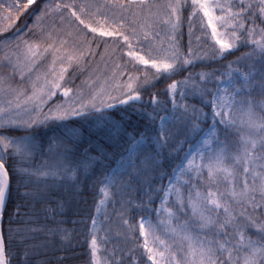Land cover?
Returning a JSON list of instances; mask_svg holds the SVG:
<instances>
[{
    "label": "snow or ice",
    "instance_id": "snow-or-ice-1",
    "mask_svg": "<svg viewBox=\"0 0 264 264\" xmlns=\"http://www.w3.org/2000/svg\"><path fill=\"white\" fill-rule=\"evenodd\" d=\"M106 8L118 9L119 13L109 16ZM50 18L49 26L45 21ZM21 20L24 22L17 26ZM185 22L189 37L198 29L202 36L197 41H210L203 53L193 50L191 40L187 52H180L176 36ZM73 25L74 32L67 34L76 39L69 47L60 35ZM261 25L264 0H116L104 5L87 0H12L7 6L0 3V50H8L0 58V69L10 70L0 71V264H68L74 259L75 231L62 227L65 221L56 217L65 215L66 205L89 187L95 174L89 170L101 166L102 179L98 183L103 185L100 191L104 199L99 205H103L110 190L120 192L131 187L150 168L158 169L162 159L171 163V174H164L168 175V185L161 189V208L153 211L167 214L174 239L168 244L154 236L150 223L146 229L145 218L141 217L139 234L144 238L145 264H264ZM161 27L167 29V48L162 41L159 45L152 43ZM96 34L122 39L128 51L121 56L130 58L133 69L142 65L149 70L142 76L132 70L121 73L127 75V80L116 82L111 89L94 90L90 84L87 91L65 87L70 69L85 71L87 58L95 55L92 44L96 43ZM141 36L150 44L147 50L134 48L133 42L139 44ZM239 46H250L252 50L229 63L228 71L189 73L183 80H172L167 85L168 99L160 100L159 94L153 93L143 100L142 93L154 86L150 81L171 78L197 62L226 59ZM48 55L52 56L51 65L32 80ZM244 61L253 62L247 72L232 68V64ZM17 75L21 81L27 76L30 87H13ZM113 79L116 80L115 73ZM177 92L181 99L188 94L198 98L209 111L195 104L178 105ZM58 93L63 101L48 107ZM254 94L262 98L257 100ZM114 111L119 113V119L111 115ZM132 114L144 121L143 131H127L125 122ZM17 132L23 135L13 134ZM49 132L53 135L49 136ZM117 132L127 137L130 146L121 153L118 166L112 168L105 163L109 153L92 137L105 133V138L111 139ZM237 135V140L229 139ZM180 136L184 139L179 140ZM93 151L99 155H91ZM37 156L45 158L42 164L20 167L14 173L19 178L17 187L25 189L20 195L32 202V209L24 214L27 219L18 222L14 217L21 216V205L14 213L8 212L12 184L4 158L28 162ZM178 184L189 189L187 196ZM197 184L206 191L202 192ZM152 191L151 187L144 191L149 204L153 202ZM172 194L175 212L165 207ZM36 205H40L39 211ZM139 208L148 210L143 198ZM185 209L191 211V216ZM177 213L186 219L172 227L173 218L179 221ZM41 216L45 222H41ZM49 219L51 225L46 222ZM18 223L20 226L13 227ZM92 228L91 264H100L95 218ZM150 235L153 247H149Z\"/></svg>",
    "mask_w": 264,
    "mask_h": 264
},
{
    "label": "trees",
    "instance_id": "trees-1",
    "mask_svg": "<svg viewBox=\"0 0 264 264\" xmlns=\"http://www.w3.org/2000/svg\"><path fill=\"white\" fill-rule=\"evenodd\" d=\"M11 2L12 0H0V3H3L5 6ZM61 2L72 3L73 0H61ZM75 2L82 3L84 0H75ZM87 2L104 5L105 3H115L116 0H87ZM150 2H153V0H150ZM154 2L163 3L164 0H154ZM104 11L107 12L109 16H111L113 12L119 13L118 9L106 8ZM65 15L67 14L65 13ZM55 19L58 21L59 17L57 16ZM130 20L131 17H129V21ZM23 22V20L19 21L17 26ZM28 23H31V21L29 20ZM45 23L50 26L52 24V19L50 18L46 20ZM257 24L259 25V21H257ZM137 28L139 29L138 24ZM74 29L75 25H73L71 28L66 27L64 30H62L60 35L61 39H66L68 41L69 47L72 46L76 38L74 35H68L67 33L74 32ZM13 31H15V29H13ZM166 33L167 29L161 27L159 29V36L153 38L152 43L159 45L162 41L163 47L167 48L168 37ZM198 36H202V33L197 29L194 31L193 35L189 37L187 23L185 22L176 36L180 52L182 54L187 52L190 40L191 47L194 51L203 53L204 49L209 48L210 41L205 42L203 38L200 41H197L196 38ZM24 38L32 39V37ZM93 38L94 37L89 36V39ZM133 45L135 49L144 48L147 50L150 47L148 42L143 41L142 36L141 42L137 44L134 41ZM92 49L95 55L89 56L87 58L85 64L86 70L78 71L75 69H70L71 74L66 76L68 81L66 84L72 87L74 90L81 89L83 91H87L89 83L92 84V88L94 90H97L99 85H102V82H105V84H111V86H113L116 82H124L127 80V75H121V73H126L129 70H132L142 76L144 71L149 70L142 65L136 69H133L132 63L129 62L130 58L127 55L121 56V53H126L128 51V47L127 45H124L122 39L116 37H99V35L96 34V43L92 44ZM251 50L252 49L250 46H239V50H234L233 54L227 56L226 59L219 60L218 62L214 63H209L206 61L205 63L201 64L197 62L195 66L188 67L187 71L178 73L171 78H161L159 81L152 80L150 83L154 86L149 87L147 91L142 93L143 100H148L150 94L153 93H158V98L160 100L168 99V96L166 95L167 85L171 83L172 80H183L189 73L226 70L229 63L236 61L238 58L244 56L246 53H249ZM252 63V61H244L240 64H232V66L236 65L238 69L247 72L248 66H250ZM117 65H121V67H117ZM125 65L126 67H124ZM114 73L116 74V80L113 79ZM208 87H213V85H208ZM114 94L116 93L113 92V95ZM255 96L259 95L257 94ZM58 100H60V96L57 95L53 101ZM184 101L185 104H195L198 108H203V110L207 109L199 103L198 98H193L191 94L186 95L184 97ZM139 106V103H137L136 107ZM168 107L171 108V103L168 104ZM121 111H123V107H121ZM149 111H151L150 108ZM130 112L131 110H129V113ZM111 115L114 119H119V113L114 111L111 113ZM176 123L178 125L179 121H176ZM143 124L144 121L135 114H132L131 119L125 122L128 132H133L134 129L136 131H143ZM13 134L23 135V133L20 132ZM48 135L51 136L53 133L49 132ZM92 139L96 141L103 150L109 153V158L105 161V163L109 164L112 168H114L120 160L121 153L124 151V149L130 146L127 137L124 136L122 132L115 133L111 139L105 138V133H98L94 135ZM183 139V136L179 137V140ZM229 139L233 141L237 140L238 135L230 136ZM176 146L178 147L179 144L177 143ZM187 146V144L183 145L185 149ZM91 155L97 156L99 155V152L93 151L91 152ZM180 155L182 156L183 152H181ZM4 159L5 167L9 171L10 182L12 184V198L9 202L8 212L14 213L16 211V206L21 205L19 209L21 216L14 218L18 222H22L27 219L24 214L28 213L32 209V202L26 201L20 195V193L25 191V189L23 186H20L19 188L17 187L19 178L15 176V170L20 167H29V165L33 167L37 166L42 164L45 158L37 156L28 162H22L19 158L13 159L10 157H5ZM89 171H94L95 173L92 179L89 181V187L83 191L82 195L78 196L74 201H71L68 205H66L64 209L65 215L56 217V219L65 221L62 227L75 231V239L73 240V244L75 246L74 259L68 262V264H91L89 241L92 234V219L97 206L99 190L102 185L98 183V180L102 179V170L100 165H95L94 168L90 169ZM165 173L168 175L171 174V163L162 159L158 169L150 168L149 171L142 175L138 182H134L131 187L123 188L120 190V192L110 190V196L107 199V204L99 215V224L96 231V235L98 236L99 255L106 262V264H118V262L119 264H145L146 256L143 250L142 240L139 235L137 222L139 218L148 214V212L153 213V210L159 203L158 201L163 193L161 189L165 186L168 180V175H164ZM161 176H163V179H161ZM193 183H196V181L194 180ZM149 187L154 190L150 193L153 201L150 204L148 203V197L144 196V191L148 190ZM197 187L200 188L202 192L206 191V189L200 187L199 184H197ZM142 198L145 202L146 208L148 209L147 211H141L139 208ZM128 201H131L130 205L127 204ZM170 206L175 212V204L171 203ZM125 207L127 208L126 211L124 210ZM35 208L37 211H39L40 205H36ZM132 209L136 210L133 211ZM177 214L179 215L181 221L186 219L184 215L179 213ZM188 215L191 216L189 212ZM7 220L8 216L6 214L4 217L5 229L8 227ZM124 221H127V223ZM41 222H45L43 221L42 216ZM46 222L50 225L52 224L51 219ZM17 226H20V224L18 223L13 225V227ZM252 231L254 232L255 229ZM248 234L252 235L251 232ZM253 238L255 239L256 237ZM56 254L62 255L63 253Z\"/></svg>",
    "mask_w": 264,
    "mask_h": 264
},
{
    "label": "rangeland",
    "instance_id": "rangeland-1",
    "mask_svg": "<svg viewBox=\"0 0 264 264\" xmlns=\"http://www.w3.org/2000/svg\"><path fill=\"white\" fill-rule=\"evenodd\" d=\"M217 14H219V13H217ZM7 51L8 50H6V49L5 50H0V58H3V56L5 55V53ZM51 62H52V56L48 55L47 58L44 60V62L39 66L37 71L35 73H33L31 79L35 80L36 75L37 74H42L45 71V69L48 68L51 65ZM57 68H59V65H57ZM232 68L233 69H237V66L234 65V66H232ZM0 71L8 72L10 70H8V69H0ZM226 71H228V69L223 70V72H226ZM241 71H243V70H241ZM243 72H245V71H243ZM89 84L92 86L91 83H89ZM89 84H88V86H89ZM101 84L102 85H99L97 90L99 88H101V87H105V88H108V89H111V87H112L111 84H105V82H102ZM12 86L13 87H20V88H29L30 87V80L26 76L25 79L23 81H21L19 75H17V76L14 77V79L12 81ZM64 86L65 87H70L67 84H65ZM255 95H257V94H254V97L257 100L262 98L260 96H255ZM58 96H60V100H58V101H53L52 100L48 107H51L54 104L60 103V102L63 101L64 98L59 93H58ZM176 103L178 105L185 104L184 98L181 99V97L179 95V92H177V94H176ZM48 107L44 108V112L48 111ZM204 111L207 112V111H209V109H205ZM221 139H223L222 136H221ZM187 147H186V149H187ZM117 166H118V163L116 164V166L114 168H116ZM183 179L187 180L188 177H184ZM193 182H194V179H193ZM167 185H168V180H167V182H166L164 187H167ZM101 187H103V185H101ZM101 187H100V189H101ZM177 187H180L182 192L185 194V196H187V193H188V190H189L187 187H185L183 184H178ZM163 195H164V193H162V195H161V197H160V199L158 201L159 203L157 204L155 209H160L161 208V203H162L161 198L163 197ZM102 199H104V197H103L102 192L99 190L97 206L99 205V202ZM107 199L105 200V203L103 205H99V211H97V206H96V210H95L93 218H95L97 220V227H98V224H99V221H98L99 215L101 214L102 210L106 206ZM171 203L175 204V195L174 194L169 196L168 203L165 205V207L173 209L170 206ZM186 210L191 214V211L189 209H185V211ZM143 217L145 218V227H146V229H148L149 223H150L154 236L159 237L161 240L166 241L168 244H172L173 243V239L174 238H173V236L171 235V233L169 231V225L167 223L168 217H167V214L164 211H160L159 213H157L156 211H153V213L148 212V214L144 215ZM140 220H141V218H139L138 222H137L138 230H139ZM161 221H165V223L161 224ZM184 221L185 220L181 221L180 218H179V221H177L175 218H173L171 226L175 227V226H177L178 223H183ZM91 230L93 231L92 224H91ZM140 237H141L142 246H143L144 238L142 236H140ZM148 239H149V247H153L154 246L153 242H152L153 241V235H150ZM90 240H91V238H90ZM185 247H187V245H185ZM143 250H144V248H143ZM160 250L162 251L163 249H160ZM144 253H145V251H144ZM145 256H146V261H147V254L146 253H145ZM97 257L100 260V264H106V262L99 255V249H98V252H97ZM148 264H150V262H148Z\"/></svg>",
    "mask_w": 264,
    "mask_h": 264
}]
</instances>
